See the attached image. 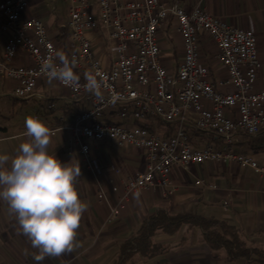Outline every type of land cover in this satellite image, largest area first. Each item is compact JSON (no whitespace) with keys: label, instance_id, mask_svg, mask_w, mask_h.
<instances>
[{"label":"built area","instance_id":"built-area-1","mask_svg":"<svg viewBox=\"0 0 264 264\" xmlns=\"http://www.w3.org/2000/svg\"><path fill=\"white\" fill-rule=\"evenodd\" d=\"M63 1L68 57L60 56L62 45L42 18L24 16L29 0L0 2V31L8 33L0 75L16 81L12 94L20 100L34 96L45 79L67 89V105L85 103L60 128L70 152L77 149L91 167L92 141L143 149L146 167L128 176L125 197L144 190L166 195L174 166L189 171L192 164L222 161L264 175L254 155L234 149L239 135H257L264 127V88H255L262 61L254 30L231 26L200 6L188 10L178 0ZM167 23L179 32L182 59L176 68L163 59L159 43ZM203 34L217 47L226 74L218 85L201 56ZM98 38L108 43L110 62L99 55L105 44L98 45ZM21 54L31 62L14 64ZM112 109L116 120L107 118ZM193 132L213 133L221 146L197 144ZM99 190L109 209L106 222H113L123 200L111 202L100 183Z\"/></svg>","mask_w":264,"mask_h":264},{"label":"crops","instance_id":"crops-1","mask_svg":"<svg viewBox=\"0 0 264 264\" xmlns=\"http://www.w3.org/2000/svg\"><path fill=\"white\" fill-rule=\"evenodd\" d=\"M178 1L188 10L200 6L231 26L255 31L262 61L255 88L263 89L264 0ZM55 2L29 0L24 16L42 18L62 45L60 56L68 57L67 39L58 37L57 26L58 20L67 24L68 11L61 16ZM178 35L172 23L163 25L159 33L162 57L175 68L182 59ZM7 37L8 33L0 31V56ZM202 38V59L218 85L226 74L217 47L207 35ZM96 42L105 44L99 55L110 62L108 43L104 38ZM13 62L23 65L31 61L21 54ZM215 69L220 77L214 75ZM15 83L0 75V264H114L120 243L135 232L146 215L162 206L229 221L251 240L264 243V175L222 161L192 164L189 171L174 166L166 195L162 190L158 194L144 190L125 197L128 176L146 167L145 151L130 145L109 148L103 142L95 144L92 169L77 149L69 151L67 134L60 130L63 125L57 124V117L68 121L74 117L65 116L66 107H70L67 89L42 79L34 96L20 100L12 94ZM73 105L82 109L85 103ZM106 115L111 120L117 118L115 109ZM192 134L197 144L221 146L213 133ZM234 149L254 155L264 165V127L257 135H239ZM99 183L111 202L123 200L119 217L110 223L106 222L109 209ZM225 200L229 205H224ZM158 239L170 246L169 251L152 260L138 256L136 264H225L224 255L212 256L197 227L185 226L176 236Z\"/></svg>","mask_w":264,"mask_h":264},{"label":"trees","instance_id":"trees-1","mask_svg":"<svg viewBox=\"0 0 264 264\" xmlns=\"http://www.w3.org/2000/svg\"><path fill=\"white\" fill-rule=\"evenodd\" d=\"M62 40L68 39L69 27L62 21H57ZM81 107L71 105L66 107L65 116L72 118ZM74 118V117H73ZM58 125H65L68 120L56 118ZM185 226L200 230L202 242L209 248L212 256L222 257L224 263L243 260L246 264H264V243L251 240L243 229L229 221L173 210L169 207H159L146 215L135 232L119 245L114 264H136L137 257L152 260L165 255L170 246L159 241V236H176Z\"/></svg>","mask_w":264,"mask_h":264},{"label":"rangeland","instance_id":"rangeland-1","mask_svg":"<svg viewBox=\"0 0 264 264\" xmlns=\"http://www.w3.org/2000/svg\"><path fill=\"white\" fill-rule=\"evenodd\" d=\"M55 3L59 7V9H60L61 16H64L65 17L66 14H67V11H68L67 10L68 9L67 3H64L63 0H56ZM34 116H35V113L31 111V117L34 118ZM162 125L165 126V124H162ZM101 142H103V144H102L103 146H107L109 148H112V147L116 148V147H118V145L116 146L115 143H113L111 141H107V140L100 141V142H98L99 144L97 142H95V141H92L93 145L98 144V146H100ZM102 145H101V147H102ZM95 152H96V149L93 150V153H95Z\"/></svg>","mask_w":264,"mask_h":264}]
</instances>
